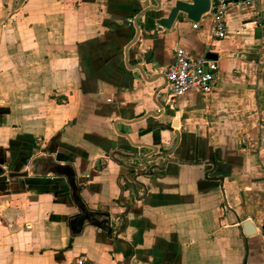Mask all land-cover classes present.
Segmentation results:
<instances>
[{"label":"crops","instance_id":"1","mask_svg":"<svg viewBox=\"0 0 264 264\" xmlns=\"http://www.w3.org/2000/svg\"><path fill=\"white\" fill-rule=\"evenodd\" d=\"M175 1L131 45L155 0H0V168L28 173L0 178V264H264V0H234L223 39L211 12L157 25ZM177 49L214 55L215 87L146 117ZM53 162L111 237H72Z\"/></svg>","mask_w":264,"mask_h":264},{"label":"built area","instance_id":"2","mask_svg":"<svg viewBox=\"0 0 264 264\" xmlns=\"http://www.w3.org/2000/svg\"><path fill=\"white\" fill-rule=\"evenodd\" d=\"M234 0H213L210 12L216 17L214 36L223 39L226 35L225 14ZM257 0H248L247 4L255 3ZM15 22V19H12ZM196 28L197 25L195 24ZM218 65L215 60L208 58H193L187 51L177 49L174 61L164 72L165 85L157 93L156 98L163 105H173L182 95L198 91L204 94L213 91L217 79ZM7 171L0 168V178L6 177ZM264 238V228L262 229ZM77 264H84L79 260Z\"/></svg>","mask_w":264,"mask_h":264},{"label":"water","instance_id":"3","mask_svg":"<svg viewBox=\"0 0 264 264\" xmlns=\"http://www.w3.org/2000/svg\"><path fill=\"white\" fill-rule=\"evenodd\" d=\"M142 1H146V0H142ZM155 1L157 2V6L149 7L147 9H145L135 19L134 26L136 28V34H135L134 40L132 41L131 45L136 43V41L138 40V38L140 36V33H141V28H140V26L137 23L138 19L142 15L147 13L148 11H152V10L161 11L162 10V6L158 2V0H155ZM210 7H211V0H192L191 3L183 2V1H175L173 6H167L166 7L169 10L168 16L165 17V18L159 19L157 21V25H159L161 28L169 29L171 27L172 23L177 19L179 13H183V14L187 15V18L190 21H192L194 23H197L203 15H205V14L210 12ZM208 58H215V56L214 55H209ZM137 68L142 71V69L140 67H137ZM159 80L164 81V85H165L166 82H165L164 73H162L160 76H158L155 79H153L151 81V83H154V82L159 81ZM163 86L160 89H158L156 91L155 95H154V105L157 107L158 113L149 112L146 115V117H156V116L161 115L163 113L164 105L160 101L156 100V95L163 88ZM166 155H168V154H166ZM147 159H148V157H147ZM66 168L68 169L70 167L61 166L60 164H58L56 162H53L51 173L56 175L55 173H57L59 170L66 169ZM126 168L128 170L137 171L140 176L148 174V172H149V171H146L147 169H145L143 166H140V165L130 166V167L126 166ZM27 175H28V173H21V174L8 173L7 177L12 179V178L26 177ZM242 227L244 228V232L247 235H249L250 234V229H251V222H249V221L244 222ZM122 230H123L122 228H119V232L122 231ZM117 235H116L115 239H117ZM126 264H129V262L127 261Z\"/></svg>","mask_w":264,"mask_h":264},{"label":"trees","instance_id":"4","mask_svg":"<svg viewBox=\"0 0 264 264\" xmlns=\"http://www.w3.org/2000/svg\"><path fill=\"white\" fill-rule=\"evenodd\" d=\"M51 171V168H50ZM52 174V173H51ZM57 177L65 178L71 191V199L79 213L68 221L72 237L80 235L86 226H93L103 230L109 237L114 233L111 226L109 214L103 210H91L84 202L81 193L83 187L77 184L76 175L70 168L61 169L55 173ZM54 175V174H52ZM72 239L69 247H71Z\"/></svg>","mask_w":264,"mask_h":264},{"label":"flooded vegetation","instance_id":"5","mask_svg":"<svg viewBox=\"0 0 264 264\" xmlns=\"http://www.w3.org/2000/svg\"><path fill=\"white\" fill-rule=\"evenodd\" d=\"M153 157V156H152Z\"/></svg>","mask_w":264,"mask_h":264}]
</instances>
